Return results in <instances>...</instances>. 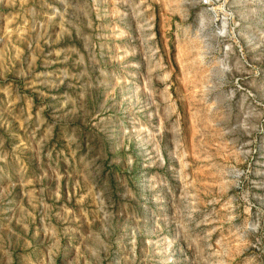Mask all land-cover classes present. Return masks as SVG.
Returning a JSON list of instances; mask_svg holds the SVG:
<instances>
[{
    "label": "rangeland",
    "instance_id": "obj_1",
    "mask_svg": "<svg viewBox=\"0 0 264 264\" xmlns=\"http://www.w3.org/2000/svg\"><path fill=\"white\" fill-rule=\"evenodd\" d=\"M0 264H264V0H0Z\"/></svg>",
    "mask_w": 264,
    "mask_h": 264
}]
</instances>
